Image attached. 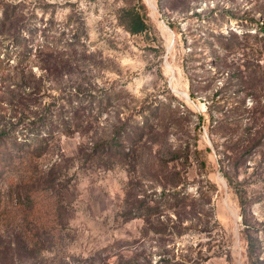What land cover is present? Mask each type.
Returning a JSON list of instances; mask_svg holds the SVG:
<instances>
[{"label": "rangeland", "instance_id": "374dc122", "mask_svg": "<svg viewBox=\"0 0 264 264\" xmlns=\"http://www.w3.org/2000/svg\"><path fill=\"white\" fill-rule=\"evenodd\" d=\"M0 264H264V0H0Z\"/></svg>", "mask_w": 264, "mask_h": 264}, {"label": "trees", "instance_id": "16d2710c", "mask_svg": "<svg viewBox=\"0 0 264 264\" xmlns=\"http://www.w3.org/2000/svg\"><path fill=\"white\" fill-rule=\"evenodd\" d=\"M131 26L130 30L132 32H140L143 31L146 28V22L145 20L140 16L139 13H133L132 19H131Z\"/></svg>", "mask_w": 264, "mask_h": 264}, {"label": "bare ground", "instance_id": "6f19581e", "mask_svg": "<svg viewBox=\"0 0 264 264\" xmlns=\"http://www.w3.org/2000/svg\"><path fill=\"white\" fill-rule=\"evenodd\" d=\"M187 96V95H186Z\"/></svg>", "mask_w": 264, "mask_h": 264}]
</instances>
